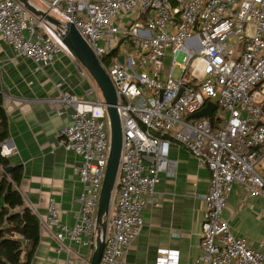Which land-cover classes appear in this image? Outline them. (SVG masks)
I'll use <instances>...</instances> for the list:
<instances>
[{
    "label": "built area",
    "instance_id": "built-area-1",
    "mask_svg": "<svg viewBox=\"0 0 264 264\" xmlns=\"http://www.w3.org/2000/svg\"><path fill=\"white\" fill-rule=\"evenodd\" d=\"M29 2L59 23L33 13L19 0H0V44L8 42L37 67L53 62L59 53L76 58L63 40L73 24L117 92L123 145L99 264L125 261L144 227L146 206L158 202L161 175L175 174L176 162L169 158L173 142L211 172L203 196V250L195 264H264V252L236 235L224 216L236 184L264 199V0ZM81 70L93 84L87 95L96 93V99L68 92L57 98L64 109L72 108L60 144L81 157L74 167L82 184L75 221L61 219L53 197L46 214L23 197L41 227L50 229L66 250L65 264H91V257L74 244L94 247L111 146L108 104L82 64ZM209 101L217 104L213 117L220 125L215 129L209 117H191ZM16 151L0 142L3 157ZM2 171L0 164V181ZM179 261V249L158 248L156 264Z\"/></svg>",
    "mask_w": 264,
    "mask_h": 264
},
{
    "label": "crops",
    "instance_id": "crops-1",
    "mask_svg": "<svg viewBox=\"0 0 264 264\" xmlns=\"http://www.w3.org/2000/svg\"><path fill=\"white\" fill-rule=\"evenodd\" d=\"M92 88L82 75L80 61L67 53L37 67L8 42L0 44V92L9 131L5 141L17 149L5 158L10 166H22L19 190L26 201L46 214L50 198H55L61 219L68 223L75 221L80 208L77 197L82 184L74 167L81 164V157L60 144V132L70 123L72 108L64 109L57 98L62 92L86 97ZM169 158L176 162L175 174L161 175L158 202L146 206L142 232L119 264H156L160 247L179 249L178 264H195L203 250V196L210 187V169L177 142L171 145ZM260 170L264 172V163ZM224 216L236 235L246 237L250 246L264 252L263 198L250 196L236 184ZM74 245L91 257V247ZM66 258V250L52 231L40 227V241L30 264H65Z\"/></svg>",
    "mask_w": 264,
    "mask_h": 264
},
{
    "label": "water",
    "instance_id": "water-1",
    "mask_svg": "<svg viewBox=\"0 0 264 264\" xmlns=\"http://www.w3.org/2000/svg\"><path fill=\"white\" fill-rule=\"evenodd\" d=\"M26 5L33 13L45 16L47 19L59 23L56 19L48 16L45 12L33 6L29 0H19ZM64 42L74 51L76 58L88 70L94 81L98 85L108 104V113L110 117L111 146L106 169L105 178L99 199L97 212V236L91 255V264H99L105 247V239L108 229V212L112 203L113 191L119 170L120 157L123 145V128L121 125L118 108L116 106L118 96L116 89L108 76L106 70L99 62L98 57L85 39L79 33L77 28L70 24L63 36ZM121 60L123 57L120 58ZM217 108L215 102L209 101L207 105L198 112L191 115L192 118L207 116L213 122V112ZM261 124V122H259ZM14 166L11 165L5 169V175H9Z\"/></svg>",
    "mask_w": 264,
    "mask_h": 264
},
{
    "label": "trees",
    "instance_id": "trees-1",
    "mask_svg": "<svg viewBox=\"0 0 264 264\" xmlns=\"http://www.w3.org/2000/svg\"><path fill=\"white\" fill-rule=\"evenodd\" d=\"M213 128L220 121L213 117ZM9 135L4 98L0 92V142ZM0 164L5 169L9 160L0 154ZM22 166H16L10 175L1 173L0 181V264H30L40 241V220L31 206L26 204L19 184ZM23 234L25 239L17 236Z\"/></svg>",
    "mask_w": 264,
    "mask_h": 264
},
{
    "label": "rangeland",
    "instance_id": "rangeland-1",
    "mask_svg": "<svg viewBox=\"0 0 264 264\" xmlns=\"http://www.w3.org/2000/svg\"><path fill=\"white\" fill-rule=\"evenodd\" d=\"M175 74H178V70H176V73ZM100 92H101V90H100ZM86 97H89L90 99H96L97 96H96V93H94V94H92L90 96L87 95ZM92 250H93V247H92ZM91 254H92V251H91Z\"/></svg>",
    "mask_w": 264,
    "mask_h": 264
}]
</instances>
